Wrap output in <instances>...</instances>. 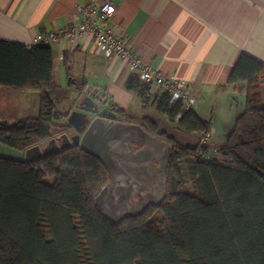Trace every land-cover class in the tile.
Listing matches in <instances>:
<instances>
[{
  "label": "trees",
  "instance_id": "16d2710c",
  "mask_svg": "<svg viewBox=\"0 0 264 264\" xmlns=\"http://www.w3.org/2000/svg\"><path fill=\"white\" fill-rule=\"evenodd\" d=\"M263 75L264 64L245 55L236 61L228 82L247 84L245 105L218 146L201 145L208 122L170 102L167 92L151 94L137 76L126 88L144 103L153 95L155 111L176 122L172 130L197 134L194 143L159 130L149 114L132 116L105 99L109 118L137 124L171 146L161 204L113 224L94 203L108 182L97 158L72 145L23 160L27 149L72 129L70 111L54 104L62 91L50 45L0 41V88L39 96L36 117L0 122V145L22 155L0 157V264H264ZM86 86L77 83L76 90ZM212 150L217 158L201 159ZM45 175L54 178L51 185Z\"/></svg>",
  "mask_w": 264,
  "mask_h": 264
},
{
  "label": "crops",
  "instance_id": "0c3cea01",
  "mask_svg": "<svg viewBox=\"0 0 264 264\" xmlns=\"http://www.w3.org/2000/svg\"><path fill=\"white\" fill-rule=\"evenodd\" d=\"M88 1L0 0V41L28 46L40 34L70 27L77 20L76 5ZM115 3L116 11L110 20L115 35L161 75L184 81L193 100L192 110L209 123L208 142L214 146L223 144L245 105L247 84L228 82L236 61L245 55L264 64V0H115ZM50 48L53 78L56 69L59 76H64V85L75 94V99L80 95L76 84L83 82L86 88L92 86L102 94L104 91L108 105L132 116L138 115L133 114L131 105L142 115L153 105V95L144 103L126 88L136 73L129 71L117 57H104L93 40L73 46L63 39ZM55 60L62 65L56 66ZM260 91H264V75ZM152 93L159 91L151 89ZM32 96V105L35 100L39 105L38 94ZM151 110L155 112L152 107Z\"/></svg>",
  "mask_w": 264,
  "mask_h": 264
},
{
  "label": "water",
  "instance_id": "95a60500",
  "mask_svg": "<svg viewBox=\"0 0 264 264\" xmlns=\"http://www.w3.org/2000/svg\"><path fill=\"white\" fill-rule=\"evenodd\" d=\"M74 104L73 108L80 112L69 113L68 121L76 134L69 137L63 133L31 147L24 152L23 160L33 162L72 145L97 158L106 170L108 182L94 203L113 224L125 216L142 213L149 205H160L166 194L171 146L137 124L109 118L102 92L92 86L78 95Z\"/></svg>",
  "mask_w": 264,
  "mask_h": 264
},
{
  "label": "built area",
  "instance_id": "2783aa9c",
  "mask_svg": "<svg viewBox=\"0 0 264 264\" xmlns=\"http://www.w3.org/2000/svg\"><path fill=\"white\" fill-rule=\"evenodd\" d=\"M77 20L70 27H61L56 32L40 34L30 45H51L58 40H67L71 45H82L88 39L94 41L96 49L104 57H117L131 72H135L140 82L148 84L153 91L167 92L170 102L180 101L185 110L192 109L193 100L188 94L184 81L161 75L153 66L140 59L137 53L115 35L110 20L115 14V0H90L84 5H76ZM150 98V93L146 95ZM208 136L201 139V145L208 143ZM201 154V153H200ZM215 150L200 156L206 161L216 157Z\"/></svg>",
  "mask_w": 264,
  "mask_h": 264
},
{
  "label": "rangeland",
  "instance_id": "374dc122",
  "mask_svg": "<svg viewBox=\"0 0 264 264\" xmlns=\"http://www.w3.org/2000/svg\"><path fill=\"white\" fill-rule=\"evenodd\" d=\"M57 64L62 65L61 63H57L55 60V65L57 66ZM74 73L77 74L76 71ZM53 79H54L55 84L60 86L61 89L64 88V91L62 90V94L59 96V98L54 101L56 110L60 113L66 114L73 108L74 105H76L73 103L76 96L73 92H70L69 90H67L66 86L64 85V80H65L64 76L63 75L59 76V73L57 72L56 69H55V75ZM33 94L37 95L35 93L17 95V94L8 92L0 88V122L3 121L11 125V124L16 123L20 118L37 116L39 105H36V100H35V104L32 105V97H33L32 95ZM34 99H36L35 96H34ZM134 107H135L134 105H131V110H133V114H137L138 116L142 115V113L140 114L136 113L133 109ZM151 107L154 108L152 105H150L148 107V110L146 111V114L153 115L155 120L158 122L159 130L162 131V130L169 129L168 133L171 134L176 139H179L181 141H184L186 139L191 140L192 143L196 141V139L195 140L193 139L197 137V134L185 133V132L182 133L177 130L176 131L172 130L176 126V122H170L165 115L159 114L156 111L155 112L152 111ZM208 144L212 145V142H209ZM213 144L217 145L218 143L213 142ZM0 157L19 160L22 158V155L18 151H15L6 146L0 145ZM42 180L44 183L51 185L54 178L51 176L45 175ZM190 188L191 187H190V181H189L187 190H189Z\"/></svg>",
  "mask_w": 264,
  "mask_h": 264
},
{
  "label": "flooded vegetation",
  "instance_id": "af4514ba",
  "mask_svg": "<svg viewBox=\"0 0 264 264\" xmlns=\"http://www.w3.org/2000/svg\"><path fill=\"white\" fill-rule=\"evenodd\" d=\"M104 101H105V99H104V96H103V102H104ZM101 102H102V101H101ZM73 111H78V110H75L74 108H72V109L70 110V113L73 112ZM78 112H80V111H78ZM66 134H68V136L71 137V136L75 135L76 132L73 131V129H71L70 131H67ZM135 147H136V148H139V147H141V145H136Z\"/></svg>",
  "mask_w": 264,
  "mask_h": 264
}]
</instances>
